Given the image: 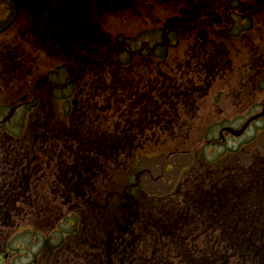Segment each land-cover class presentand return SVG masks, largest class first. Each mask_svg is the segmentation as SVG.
Returning <instances> with one entry per match:
<instances>
[{
    "label": "rangeland",
    "instance_id": "obj_1",
    "mask_svg": "<svg viewBox=\"0 0 264 264\" xmlns=\"http://www.w3.org/2000/svg\"><path fill=\"white\" fill-rule=\"evenodd\" d=\"M13 1L8 4L7 0H0V161L2 158L5 164L10 163L7 157L11 160L15 157L8 156L9 152L17 155L21 147L29 145L27 133L32 119L39 132L44 130L45 139L41 142L37 138L38 145L34 146V150L39 151V175L29 176L38 186L28 189L33 207L30 203L20 205V214H9L5 219L0 216V222L23 223L10 229L8 241L0 238V244L9 242L16 249L13 251L16 257L11 254L5 259L1 255L0 262L88 264L89 253L85 250L88 233L74 230L81 227L84 220L92 233L99 228V222L93 227L92 220L86 218L94 211L86 202L90 197L117 210L115 207L123 202L122 194L130 195L138 209L149 210L150 200L154 202L155 215L174 210L173 217L184 207L188 210L186 217L197 222L195 220L199 219L194 212L203 206L204 200L197 197L199 192L193 178L212 176L218 166L228 169V165L238 162L248 165L256 156L264 154V115L254 120L243 136L227 131L221 134L224 126L240 130L248 119L263 110L264 4L261 3L264 0H77L80 5L74 7L93 8L104 14L98 23L103 31L102 38L115 37L110 41L113 45L98 49L90 44L81 45L87 38L81 32L66 43L70 46L49 39V36L57 38L58 35L44 22L47 20L44 8L63 5L65 0ZM190 7H193L190 10L193 11L192 19L186 16V9ZM178 12H183L181 16L187 21L178 18L173 23L169 20ZM204 12L208 21L203 20ZM204 32L212 53L218 56L212 55V63L217 68L214 71L219 75L215 77L211 69L212 79L198 77L197 71L190 75L192 69L182 73L193 61L189 51L197 43L195 33L202 35ZM44 39L47 46L42 51ZM124 50L132 52L127 68L119 64L124 62L121 57ZM199 55L194 64L202 63V59L205 61L208 54L205 52L204 58L203 54ZM96 57L99 59L95 60ZM107 67L113 69V76L108 74ZM67 69L70 74L66 73ZM33 72H37L33 76L39 77L37 90L29 77ZM46 73V76L51 75L53 88L45 82ZM175 75H186L185 81L190 88L182 101L185 108L169 110L166 98L175 94L169 88L174 87L171 82ZM93 79L96 91L90 99L87 94L81 96L82 87ZM23 101H27L28 106L19 108ZM85 101L97 110L109 108L102 114L104 122L99 125L66 124L65 118L77 119L80 112L85 111V104L82 105ZM170 101V107L176 105ZM70 110L75 111L69 114ZM59 118L64 120L62 124ZM62 125L69 127L66 128L72 134L69 140L64 138L58 142L56 138H48L49 131ZM96 129L103 134L102 139L100 135L96 137ZM132 130L134 135L129 134ZM87 133L90 141L84 143ZM42 149L54 154L53 159L42 158ZM70 154L90 157L93 166L101 156L96 165L97 177L90 174L92 183L81 190H68L57 178L58 171L69 167L66 162ZM5 164L0 170V188L7 189L5 184H12L5 182ZM25 192L26 189L21 195ZM51 193L63 200L54 201L56 197L51 199ZM85 202L87 211L81 206ZM37 203L43 209L31 217L32 212L36 213ZM58 215L61 221L56 220ZM55 220L59 230H42L47 225H41L42 221ZM143 220L146 225V218ZM145 225H141L140 231L134 229L138 231L135 238L138 241L131 248L144 264L154 252L164 256L167 251L164 245L156 248L142 241L154 234V230H146ZM3 233L0 229V236ZM19 246L26 250H19ZM10 249L0 248L3 253Z\"/></svg>",
    "mask_w": 264,
    "mask_h": 264
},
{
    "label": "trees",
    "instance_id": "obj_2",
    "mask_svg": "<svg viewBox=\"0 0 264 264\" xmlns=\"http://www.w3.org/2000/svg\"><path fill=\"white\" fill-rule=\"evenodd\" d=\"M192 8L186 9L188 14H185L191 19ZM182 13H176L169 20H173V23L178 18L184 22L187 21L185 16H181ZM202 16L205 17L203 20L207 19L205 12ZM211 25L215 26L214 23ZM205 33L202 35L195 33L197 43L195 42L189 52L193 61L196 54L197 58L199 54H203L204 58V53L207 52L206 62L202 59V65L205 68L210 63V67L207 66L204 72L205 76H209L210 70L217 68L213 66L211 68L212 55L215 52L212 53V47L210 49L208 45L210 41ZM130 56L132 53H129V58H122L124 60L122 64L119 62L121 68H127ZM193 61L191 64H194ZM191 69V65L184 67L182 73L184 70ZM185 76L181 77L183 78L181 85L178 84L182 90L183 100L190 88L185 81ZM192 182L197 184L196 189L199 192L197 197L204 200L203 206L197 207V211L194 212L199 220L194 222L186 217L188 210L181 207L176 214L177 217L167 221L166 244L161 243V246L164 245L167 249L165 257L160 252H155L150 255V258L155 255L156 264H160L161 257L165 258L163 264H264V154L256 156L245 166L239 162L228 165V169H221L218 166L212 176L193 178ZM1 192L0 190V195ZM119 235L121 237V234ZM92 238L94 241L98 239L94 235ZM90 240L87 237V241ZM106 250L107 247L104 248L105 252ZM155 261L151 263L155 264ZM130 264L144 263L143 260H130Z\"/></svg>",
    "mask_w": 264,
    "mask_h": 264
},
{
    "label": "flooded vegetation",
    "instance_id": "obj_3",
    "mask_svg": "<svg viewBox=\"0 0 264 264\" xmlns=\"http://www.w3.org/2000/svg\"><path fill=\"white\" fill-rule=\"evenodd\" d=\"M1 8H3L1 6ZM6 8V7H4ZM8 8L12 9V7ZM34 10L35 7L33 8ZM45 10V15H47V20H44L45 23L48 24V29H50V27H53L55 33L58 35L57 38H51L49 36V39L51 40H59V42L61 43L63 41V43H67V42H71V40H74L77 37V32H81V33H85L87 35V38L85 39L86 41L82 42L81 45H91L94 46L95 49H98L99 47L102 46H106L109 43L111 45H113V42L111 43L110 41L112 39L110 38H102V28L99 26L98 23H100V20H102L103 17V13H98L97 9H93V8H82V7H70V6H49V8H44ZM38 18V17H37ZM2 17H0V21H1ZM69 37V39H68ZM109 42V43H108ZM68 46H70L71 44L68 43L66 44ZM42 48H40V50H45L46 46H47V42L44 39V43L41 44ZM90 47V46H88ZM96 52V51H95ZM96 54V53H95ZM97 58V57H96ZM102 58V57H100ZM99 58H97L98 60ZM28 61V60H27ZM101 62V61H100ZM17 71H20L19 69H17ZM55 71V70H54ZM56 72V71H55ZM67 74H70L71 71L69 69H67ZM33 74H37V72H33L32 74H30L32 78L31 83L34 86V89H39L38 86L40 85L39 83V77H36L37 75L33 76ZM48 75L47 73L44 75L45 78V82L49 83L50 88H53V84L50 81L51 75ZM90 83V84H89ZM67 88H69V85L67 86ZM48 89V87H47ZM96 86H95V80H91L89 82H86L85 87H82L81 90V96L87 94V98L89 97L90 99V95L95 92L96 90ZM89 93V94H88ZM88 99V102H90V100ZM76 104V102H75ZM85 104V111L82 110L80 112V116L77 118L78 121L86 123L88 122L89 124H96L99 125L101 123L104 122L103 118H102V114L106 113L109 108H101L99 107L97 110L95 107H89V104H86V101L82 103V105ZM27 107V101H23L22 104L19 106V108H23V107ZM31 109L33 110V103L31 104ZM36 107V105H35ZM96 109L97 111L95 112V114H93L92 110ZM31 110V111H32ZM75 110H70L69 114L74 113ZM74 118H76L74 115H72ZM55 122L56 117L52 118ZM60 124H62V122H64L63 119H59ZM76 122L75 119L70 120L67 119L65 120V122ZM35 122V121H34ZM32 119V122L29 125V131H28V136L30 139V143L29 145H27V147H21L20 148V152L17 155L12 154L11 152H9L8 156L11 157H15V160H11L12 158L7 157V159L9 160L10 163L5 164L6 160L1 158L0 161V170L2 167V164L4 165V169L5 172L4 174L6 175V177H4L5 182H11L12 186L5 184L6 188L9 189L11 192L8 195H12L17 197L18 199L21 200V202H23L24 204L26 203H33V199L28 197V189H34L38 186H36V183H32V179H29V176L35 173L37 176L39 175L38 172V156H39V151L38 149L34 150V146L38 145V140H40L41 142L45 139L44 137H42V134L39 135V131H38V126L35 125ZM43 131V130H42ZM36 133H38L37 135H35ZM59 133L63 134H69L72 135L70 133V131L66 128H59ZM40 136V137H39ZM38 138V140H37ZM5 141H6V137H5ZM13 141V140H12ZM84 143L89 142L90 141V135L89 133H87L83 139ZM33 147V148H32ZM40 147V145H39ZM111 149H113V146H110ZM42 151V158H52L54 157V154H52L49 151H45V150H41ZM87 151H89L87 149ZM57 155V154H55ZM70 158H74V160L77 163V169L71 171L70 168H66L64 171H59L58 172V177L60 179V183L63 184L62 186L66 189H79V188H83L85 187L89 182V178L91 175L88 174H92L93 172L95 173H99L98 171H93L94 168L96 167V165L98 164L99 160L101 158V156H98V159L95 160V166L92 165V161H90V157L86 156V155H78L76 157H74L73 154H70ZM69 158V159H70ZM90 161V162H89ZM37 162V164H36ZM68 163L71 164L70 160H68ZM88 175V176H87ZM97 177V175H95ZM26 189L25 194L27 195H21L22 191H24ZM30 199V200H29ZM5 201L8 199H4ZM3 253L0 251V256ZM6 257V255H5ZM0 264H5V262H0Z\"/></svg>",
    "mask_w": 264,
    "mask_h": 264
},
{
    "label": "water",
    "instance_id": "obj_4",
    "mask_svg": "<svg viewBox=\"0 0 264 264\" xmlns=\"http://www.w3.org/2000/svg\"><path fill=\"white\" fill-rule=\"evenodd\" d=\"M264 114V113H263ZM246 126H247V124L243 127V129L241 130V132H243L244 130H245V128H246ZM231 131H234L233 129H230ZM240 132V133H241Z\"/></svg>",
    "mask_w": 264,
    "mask_h": 264
}]
</instances>
